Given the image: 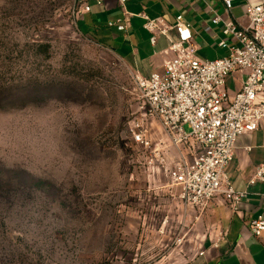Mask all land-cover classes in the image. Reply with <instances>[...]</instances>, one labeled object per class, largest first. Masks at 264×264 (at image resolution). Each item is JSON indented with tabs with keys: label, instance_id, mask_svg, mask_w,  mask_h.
I'll use <instances>...</instances> for the list:
<instances>
[{
	"label": "rangeland",
	"instance_id": "1",
	"mask_svg": "<svg viewBox=\"0 0 264 264\" xmlns=\"http://www.w3.org/2000/svg\"><path fill=\"white\" fill-rule=\"evenodd\" d=\"M82 4L0 0V264H191L205 210L166 174L187 146L144 116L135 63L83 35Z\"/></svg>",
	"mask_w": 264,
	"mask_h": 264
},
{
	"label": "built area",
	"instance_id": "2",
	"mask_svg": "<svg viewBox=\"0 0 264 264\" xmlns=\"http://www.w3.org/2000/svg\"><path fill=\"white\" fill-rule=\"evenodd\" d=\"M87 1L77 10V17L89 12ZM94 1L101 6L105 0ZM221 1L229 10L233 0ZM245 17V27L232 21L223 24L222 34L234 43H219L227 55L202 61L197 57L191 27L181 15L173 24L161 17L141 16L150 43L163 37L171 53L161 73L136 76L141 111L159 122L175 147L187 146L166 174L170 187L179 189L178 198L199 211L219 194L234 209L245 198V193L231 188L225 170L238 136L255 132L264 123V0L247 7ZM107 27L125 30L119 22H108ZM236 74L242 76L241 84L230 93L226 83ZM131 139L144 148L151 146L138 124L131 130ZM158 146L153 149L152 161L164 165L167 161ZM258 182L264 183V158L250 181ZM248 229L254 238L264 234V209L249 222Z\"/></svg>",
	"mask_w": 264,
	"mask_h": 264
},
{
	"label": "crops",
	"instance_id": "3",
	"mask_svg": "<svg viewBox=\"0 0 264 264\" xmlns=\"http://www.w3.org/2000/svg\"><path fill=\"white\" fill-rule=\"evenodd\" d=\"M262 2L233 0L226 10L221 0H105L101 6L88 0L89 12L80 15L78 22L83 23V35L95 38L119 58L134 62L138 76L148 78L161 73L171 53L163 37H158L153 45L150 43L151 35L142 27V15L161 17L168 24L181 15L191 27L197 53L202 44L225 51L218 46L221 41L234 43L222 34L223 24L232 21L245 27L247 7ZM108 22H119L125 30L108 28ZM241 78L236 74L227 80L232 83L230 93L239 88ZM263 158L264 123L255 132L238 136L232 161L225 170L231 188L245 193V198L235 209L223 195L211 200L204 211L207 230L191 264H264V234L254 238L248 229L249 222L264 209V183H250Z\"/></svg>",
	"mask_w": 264,
	"mask_h": 264
},
{
	"label": "trees",
	"instance_id": "4",
	"mask_svg": "<svg viewBox=\"0 0 264 264\" xmlns=\"http://www.w3.org/2000/svg\"><path fill=\"white\" fill-rule=\"evenodd\" d=\"M89 38L92 39L93 41H95L97 44H101L95 38H93V37H89ZM104 47H106V46L104 45Z\"/></svg>",
	"mask_w": 264,
	"mask_h": 264
}]
</instances>
